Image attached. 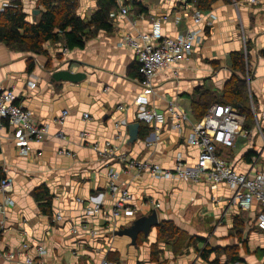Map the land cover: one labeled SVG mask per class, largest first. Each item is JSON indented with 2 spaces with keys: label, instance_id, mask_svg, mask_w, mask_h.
<instances>
[{
  "label": "crops",
  "instance_id": "1",
  "mask_svg": "<svg viewBox=\"0 0 264 264\" xmlns=\"http://www.w3.org/2000/svg\"><path fill=\"white\" fill-rule=\"evenodd\" d=\"M11 1L0 0V12ZM20 1L26 20L36 21L43 10L39 0ZM122 4L125 13L119 11L118 4L110 12L112 30H99L82 48L65 49L61 42H46V54H34L0 42V87L11 89L15 103L28 109L35 122L47 130L45 140L33 142L30 153L22 155L10 135L12 128L2 122L0 170L10 184L6 192L0 191V264H25V257H36L39 244L46 246L47 264H101L102 260L114 264H243L239 251H250L248 243L253 240L251 254L255 261L261 260L264 256L258 258L254 251L264 248V233L254 227L247 240L240 242L232 229L239 214L236 204H227L235 193L233 187L126 171L117 155L146 159L166 168L177 156L193 162L198 150L188 143V136L195 123L208 121L194 118L192 92L202 87L221 94L232 75L230 54L243 51L247 81L244 106L250 114L243 124L245 133L236 136L231 147L219 146L217 154L239 173L264 168V0H216L204 10L197 8L196 0H122ZM34 9L39 10L35 20ZM96 10L97 0H77L79 17L87 19ZM197 11L202 14L203 27L199 43L174 69L162 70L152 78L154 90L147 104L166 115L167 103L174 101L186 120L176 130L166 116L158 124L156 140L154 127L139 122L136 139L131 141L129 124L137 122L133 100L142 86L135 57L122 45L123 37L149 31L153 20L159 21L164 35L175 36L193 23ZM68 68L81 72L83 78L78 82L51 79L54 71ZM63 111L67 114L60 124ZM121 120L126 125L116 128ZM58 131L63 132V139L56 137ZM93 144L101 150L112 146L115 152L99 155ZM58 148H66L73 156L57 154ZM109 170L118 174L116 183L126 186L129 193L127 213L114 222H109L114 200L107 190ZM39 186H45L51 196L50 214L41 210L44 201L33 196ZM75 196L84 199L83 205L74 201ZM93 200L103 203L102 213L88 215L94 234L88 235L79 227L73 232L71 227L84 218L83 206ZM153 211L158 224L147 233L139 232L134 238L119 233ZM57 212L62 219L53 221ZM242 212L246 213L242 218L252 221L253 211ZM162 221H170L190 238L204 241L183 245L179 253L171 244L160 242L157 260L152 261L151 246L157 242L156 228ZM206 245L212 249L236 246L241 260L228 262L221 254L213 263L216 255L212 252L204 261L199 252ZM15 251L19 254L14 260L4 258V253Z\"/></svg>",
  "mask_w": 264,
  "mask_h": 264
},
{
  "label": "built area",
  "instance_id": "2",
  "mask_svg": "<svg viewBox=\"0 0 264 264\" xmlns=\"http://www.w3.org/2000/svg\"><path fill=\"white\" fill-rule=\"evenodd\" d=\"M255 2L256 0H248ZM119 11L125 13L126 8L122 0H116ZM193 23L182 33L175 36L164 35L157 20L152 21L149 31H138L134 34H126L123 37L122 45L128 47L135 57L138 69L141 92L133 100L136 106L135 120L154 128L152 132L156 140L159 135L158 124H161L168 116L173 121V128L181 129L186 116L174 101H169L166 107V115L148 108V97L153 93L152 78L162 70L174 69L179 63L187 59L193 51L194 46L199 43L203 32L202 14L197 11L193 14ZM34 86V83L30 84ZM15 95L11 89L0 87V129L6 122L12 130L10 135L14 144L22 155H27L31 151V144L42 143L47 130L44 126L35 122L31 112L15 103ZM67 112L60 115L59 123L62 124ZM84 114V117H88ZM208 123L200 125L195 123L192 132L188 136V143L198 150V154L193 162L187 161L177 156L171 167H162L157 163L146 159L130 158L126 155H117L123 161L126 171L133 170L138 173H146L153 178H179L191 182L205 180L212 185L225 183L235 189V193L229 202L236 204L243 211L254 212V226L264 233V168L254 172L239 173L229 162L217 154L219 146L231 147L236 136L244 134L243 124L245 115L229 104H211L201 121ZM126 125L125 120L115 124L116 128ZM56 137L64 138L61 131L56 133ZM92 148L98 150L99 155H108L115 152V148L107 146V150H101L97 144ZM57 154L73 156L72 152L66 148H58ZM109 181L107 190L114 200L110 206V219L116 221L128 210L129 193L126 186L116 183L118 174L113 170L108 171ZM10 184L9 178L0 181V191L6 192ZM10 203V200H7ZM76 203H84V199L79 196L74 197ZM103 203L101 200H93L91 204L83 206L84 218L78 225L72 226L71 230L77 232V227L81 228L88 235H93L94 231L89 227L88 215L102 213ZM3 212V205H0V213ZM103 216H106L105 214ZM62 216L56 213L53 221H60ZM1 224V223H0ZM2 227V224H1ZM113 231V228L111 229ZM26 245H24L25 247ZM47 253L46 246L39 244L36 246V257H25V264H47L44 256ZM19 252H7L3 256L6 260H14ZM101 264H114L109 260H102Z\"/></svg>",
  "mask_w": 264,
  "mask_h": 264
},
{
  "label": "trees",
  "instance_id": "3",
  "mask_svg": "<svg viewBox=\"0 0 264 264\" xmlns=\"http://www.w3.org/2000/svg\"><path fill=\"white\" fill-rule=\"evenodd\" d=\"M133 1L136 3V0ZM196 1L197 8L204 10L216 0ZM116 4V0H97V10L87 19H83L76 14L77 0H39L38 6L43 10L36 21L29 22L26 20L21 1L13 0L0 12V42L12 49L34 54H46L43 49V44L46 42H61L65 49L82 48L85 42L99 30L107 32L112 30L110 12L116 8ZM230 67L232 75L225 82L221 94L202 87L193 90L191 110L196 120H200L213 103L229 104L243 113L245 118L249 117L250 111L244 106L247 100V81L243 51L230 54ZM4 178L0 170V181ZM33 196L38 202L44 201L40 205L41 210L44 214H50L51 196L47 188L45 186L35 188ZM245 221L248 220L239 214L233 220L232 229L236 231L240 242H244L242 231ZM156 229L157 242L151 246L152 261L157 260V245L160 242L171 244L175 253H179L183 245L190 246L195 242L204 241L199 237L190 238L170 221H162ZM212 252L216 255L213 263H217V257L221 254L226 255L228 262L241 260L236 246L212 249L206 245L200 250L199 256L207 261ZM254 252L258 258L264 256V248H257Z\"/></svg>",
  "mask_w": 264,
  "mask_h": 264
},
{
  "label": "water",
  "instance_id": "4",
  "mask_svg": "<svg viewBox=\"0 0 264 264\" xmlns=\"http://www.w3.org/2000/svg\"><path fill=\"white\" fill-rule=\"evenodd\" d=\"M39 14L38 9L32 10V19L35 20L36 15ZM84 74L81 72H71V70H57L51 74V79L55 81H69V82H78L83 78ZM139 127V122H133L129 124V137L130 140L136 139L137 130ZM158 224L157 215L153 211L148 216H143L135 220L130 227L124 228L119 233H126L133 238L137 236L139 232L147 233L151 227H154ZM254 229L253 225H250L248 221L244 222V229L242 231V239L247 240L249 233Z\"/></svg>",
  "mask_w": 264,
  "mask_h": 264
},
{
  "label": "rangeland",
  "instance_id": "5",
  "mask_svg": "<svg viewBox=\"0 0 264 264\" xmlns=\"http://www.w3.org/2000/svg\"><path fill=\"white\" fill-rule=\"evenodd\" d=\"M227 204L230 205L233 203L227 202ZM238 212L240 215L244 213L239 208H238ZM244 214L246 215V213H244ZM249 224L254 226V219H252V221H250ZM248 245L250 247V249H249L250 251L244 252V251H242V249L239 251V254H241V256L244 258L243 264H264V257L261 260L255 261L256 258L251 254V252H252L251 249L255 247V241L253 240L251 243H248Z\"/></svg>",
  "mask_w": 264,
  "mask_h": 264
}]
</instances>
